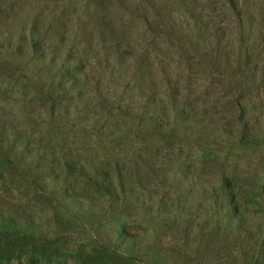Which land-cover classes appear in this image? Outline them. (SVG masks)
<instances>
[{
	"label": "trees",
	"instance_id": "16d2710c",
	"mask_svg": "<svg viewBox=\"0 0 264 264\" xmlns=\"http://www.w3.org/2000/svg\"><path fill=\"white\" fill-rule=\"evenodd\" d=\"M179 72L189 79L225 80L205 87L210 92L185 91ZM27 73L53 105L79 103L98 112L105 83L133 94L141 107L119 113L116 128L128 129L148 145L142 166L155 169L158 145H204V133L212 131L205 118L218 115L217 105L208 100L211 94L248 81L264 94V0H0V77ZM233 107L217 130L219 137L264 145V101L260 114L251 111L258 119L253 127L239 114L246 112L247 102ZM24 142L29 143L27 134L7 131L0 122V163L13 179ZM69 165L111 202L131 200L160 217L182 216L165 197L156 196L138 170ZM50 173L60 179L56 170ZM180 173L188 181L189 170ZM67 184L65 193L91 201L92 192L78 193ZM201 187L229 225L248 226L236 215L239 196L228 174L212 173ZM226 232L221 224L203 228L198 256L230 251ZM118 241L71 252L41 237L29 223L0 215V260L9 262L25 257L27 264H45V259L64 257L75 264H147L139 252L144 238L123 229Z\"/></svg>",
	"mask_w": 264,
	"mask_h": 264
},
{
	"label": "rangeland",
	"instance_id": "374dc122",
	"mask_svg": "<svg viewBox=\"0 0 264 264\" xmlns=\"http://www.w3.org/2000/svg\"><path fill=\"white\" fill-rule=\"evenodd\" d=\"M178 74L184 90L201 93L210 92L205 87L211 83L220 86V81L225 80L189 79ZM30 77L28 73L15 78L0 77L1 127L27 134L29 142L20 145L17 179L0 163L1 216L29 223L41 237L71 252L81 246L95 248L103 240L118 245L119 231L124 229L145 239L139 252L147 264H264V145L239 144L219 137L217 132L235 111V102H247L246 112L239 110V114L255 126L257 115L251 111L262 112L259 106L264 94L249 81L210 95L208 100L211 106L217 105L218 115L205 118L212 131L204 133L208 135L204 145H158L155 169L144 171L142 156L150 152L148 145L128 129L116 128L119 113L141 107L133 94L105 83L98 112L79 103L53 105L45 101ZM72 163L95 164L114 172L138 170L145 174L156 196L165 197L182 216L174 220L160 217L131 200L111 202L67 168ZM53 170L60 175L59 180L51 175ZM181 170H189L188 181L181 180ZM212 173L230 176L239 196L236 215L246 218L245 229L229 225L225 214L217 213L208 195L201 193L202 182ZM66 183L78 193L92 192L91 201L78 198L77 194L73 197V192L65 193L62 186ZM218 224L227 231L230 251L198 256L202 229ZM42 262L75 264L64 257ZM0 264H27V259L0 260Z\"/></svg>",
	"mask_w": 264,
	"mask_h": 264
}]
</instances>
